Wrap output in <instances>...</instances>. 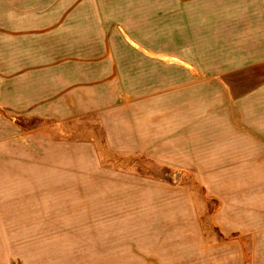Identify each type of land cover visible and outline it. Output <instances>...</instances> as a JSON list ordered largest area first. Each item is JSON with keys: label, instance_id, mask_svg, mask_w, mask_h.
<instances>
[{"label": "crops", "instance_id": "1", "mask_svg": "<svg viewBox=\"0 0 264 264\" xmlns=\"http://www.w3.org/2000/svg\"><path fill=\"white\" fill-rule=\"evenodd\" d=\"M49 42L70 46L60 59L90 60L95 45L103 44L109 45L104 60L117 57L113 49L124 45L136 58L151 60L153 69L166 61L167 92L174 93L176 110L155 109L146 121L121 118V104L107 105L115 94L89 101L84 110L107 107L97 112L110 154L150 157L154 167H168L173 156H199L190 167H215L214 178L201 176L205 194L199 197L189 190L177 196L173 189L162 191L160 182L144 185L134 178L131 185L115 181L117 195L111 182L99 196L105 214L123 221L130 211L136 223L104 235L134 234L135 240L111 238L107 252L129 254L105 264H264V0H0V60L44 58L33 54H43ZM53 150L56 160L47 164L48 149H40V167L65 166L63 153L58 157V147ZM72 153L71 167H80L81 155L88 156L87 167H114L103 165L97 146ZM27 154L30 148L23 149L19 167H26L25 158L31 162ZM16 167L12 160L0 165V199L31 188L25 176L16 178L26 169ZM200 201L215 204L207 213L209 227L201 220ZM7 214L0 219L17 218ZM59 260L45 264H75Z\"/></svg>", "mask_w": 264, "mask_h": 264}, {"label": "rangeland", "instance_id": "2", "mask_svg": "<svg viewBox=\"0 0 264 264\" xmlns=\"http://www.w3.org/2000/svg\"><path fill=\"white\" fill-rule=\"evenodd\" d=\"M70 49V46L49 42L43 47V54H33L44 58L0 60V149H5L0 165L7 167L8 160H12L16 169H26V172L17 171L16 178L25 176L31 183V188L22 189L21 196L0 199V213L17 217L0 219V264H45L56 259L66 263L74 260L75 264H105L111 258L125 260L129 253L107 252L105 244L111 238L112 243H127L135 240V235L104 233L106 229L120 226L134 228L135 215L128 211L127 220L120 221L109 219V214H105L106 204L99 196L104 195L111 182L113 187L120 180H128L131 185L133 178L138 183L143 181L144 185L160 182L162 191L173 189L177 196H182L189 190L199 197L205 194L200 185L201 176L214 178L215 167H203V172L202 167H190L198 164L199 156L190 159L173 156L169 157L168 167L165 164L154 167L150 157L110 154L97 112L107 107L89 113L84 110L89 101L108 99L112 94L117 101L112 96L107 105L121 104L122 112L118 114L121 118L139 116L146 121L155 109L176 110L171 102L174 93L167 92L166 61H160L158 70L155 65L153 69L151 60L136 58L124 45L113 49L117 57L104 60L109 45L103 44L95 45L94 58L90 60L58 58L63 50L70 52ZM136 70L143 74L136 75ZM108 120L111 127L112 118ZM23 141L28 142L23 146ZM89 146L101 150L103 165L114 167H87L85 155L80 157V167H71L72 149L86 150ZM44 147L48 149L44 162L56 160L53 149L58 147V157L62 152L65 166L40 167L39 153ZM24 148L31 149L30 157L27 154L31 162L25 158L26 167H19ZM9 149H12L11 157L7 156ZM94 191L95 198L91 197ZM112 191L117 195L121 192L116 186ZM73 192H78L74 199ZM197 207L201 220L209 227L207 213L215 209V204L200 201ZM111 210L120 209L110 208L108 212Z\"/></svg>", "mask_w": 264, "mask_h": 264}]
</instances>
